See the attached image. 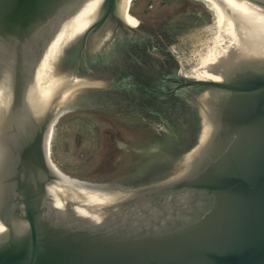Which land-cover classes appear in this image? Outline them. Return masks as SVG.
Wrapping results in <instances>:
<instances>
[{
    "label": "water",
    "instance_id": "95a60500",
    "mask_svg": "<svg viewBox=\"0 0 264 264\" xmlns=\"http://www.w3.org/2000/svg\"><path fill=\"white\" fill-rule=\"evenodd\" d=\"M251 1L264 9V0ZM100 2L0 0V73L18 59L16 103L34 82L36 60L70 31L80 11H96ZM123 26L136 25L125 18ZM30 57L34 63L25 61ZM27 65L25 80L21 67ZM205 69L215 78L191 79L172 91L216 90L213 110L233 116L212 120L203 151H191L183 170L162 182L121 195L105 184L69 179L51 165L45 139L41 182L23 181L22 192L0 198V210L6 200L14 202L18 218L9 227L0 214L6 240L0 264H264V48L232 47ZM90 190L98 195L90 197Z\"/></svg>",
    "mask_w": 264,
    "mask_h": 264
},
{
    "label": "flooded vegetation",
    "instance_id": "af4514ba",
    "mask_svg": "<svg viewBox=\"0 0 264 264\" xmlns=\"http://www.w3.org/2000/svg\"><path fill=\"white\" fill-rule=\"evenodd\" d=\"M123 11L124 8L122 10L120 0L100 2L96 11H88L87 25L85 23L79 29L72 27L71 32L64 36L67 37L65 40L62 41L64 38L62 36L52 45L49 55L48 51H42L44 56L36 58L38 64L43 62L45 65L42 68L45 78L56 81L54 85L52 84L54 88L50 90L49 96L41 104V107L44 104L45 106L40 112L33 113L30 110L26 101L27 88H23L21 92L22 99L24 98L23 102L16 103L15 68L16 64H20L18 59L14 58L13 67H3V71L0 73V198L3 196L7 199L16 196L17 190L22 192L24 186L21 185V182L23 181L33 183L35 187L37 183L41 182L44 173L42 158L46 134L49 129L52 134V126L59 117L75 110L96 108L99 97L107 99L109 102L115 101L120 108H123V99L125 103L133 99L136 101L138 87H146L143 81L154 77L153 73L151 77L137 73L139 66L141 70L145 71V68L150 65V62L147 65L142 61H156L165 66V59L168 58L171 63L173 61L174 67L178 65L175 56L168 48L165 47L162 50L168 57H163L160 52L155 51L153 35L144 31L139 24H136L133 30L123 26L125 18L128 20L125 11L124 14ZM128 21L133 24V21ZM236 35L226 36L219 27V34L211 41L207 55L204 58H198L193 68L183 67L184 72L182 70L177 73L173 71L174 76L171 74L155 75V78H160L166 84L168 83L166 85L167 96L172 99L173 103L184 109L181 119L179 116H175L174 120V125L176 120L184 121L182 125L185 128L184 136L176 139L173 146L168 148L170 153L163 152L161 158L154 157L152 159V157L150 161L146 162V167L142 170L144 174L141 177L135 175L130 183L116 181L100 184L111 186L122 195L124 190H136L142 186L162 182L166 178L180 173L191 151L194 149H198V153L203 151L205 146L203 143L206 140L205 135L210 122L212 120L220 122V119L222 121L224 117L226 119L233 114L229 112L226 114V111L218 113L213 110L215 101L220 100V93L216 90L201 85L181 86L172 90L182 82L191 79L213 78L214 73L212 75L205 69L206 64L214 62L226 50L232 47L236 48L233 45L234 41L230 42L233 37H238ZM231 59H236V57ZM9 61H5V63ZM25 61L34 63L35 58H25ZM171 63H169L170 66ZM220 68L218 66L213 71L218 73ZM224 68H228V65ZM21 69H23L21 77L26 80L29 69L32 67L27 65L26 68L21 67ZM226 77L231 78V75L228 74ZM168 81H173L174 86L170 87ZM25 83L26 81L23 82L24 85ZM146 91L152 93L151 95L154 94L153 89L147 88ZM232 102H235V98ZM58 113H60L59 116L50 126L51 121ZM163 123L168 125L165 119H163ZM150 126L158 134L161 133V130H157L153 125ZM113 141L117 146H123L122 142L119 145L116 139ZM47 154L49 156L48 151ZM1 204L3 207H1L0 214L3 215L2 219L10 227L11 220L17 218V212L14 209L15 203L6 200ZM4 205H9V211ZM7 212L8 216L5 215ZM9 227H5L7 233L10 231ZM3 243L6 244V240L0 238V245Z\"/></svg>",
    "mask_w": 264,
    "mask_h": 264
},
{
    "label": "rangeland",
    "instance_id": "374dc122",
    "mask_svg": "<svg viewBox=\"0 0 264 264\" xmlns=\"http://www.w3.org/2000/svg\"><path fill=\"white\" fill-rule=\"evenodd\" d=\"M128 14L134 25L139 24L153 35L155 51L168 57L162 51L168 48L178 65L174 67L168 58L165 66L156 61H142L150 65L145 71L139 66L137 73L145 77L153 73L154 77L143 81L146 87H138L136 101L125 103L123 99L120 108L115 101L99 97L96 108L65 113L55 121L49 157L69 178L95 184L130 183L135 175L144 174L142 166L146 162L152 157L161 158L163 152L170 153L168 148L184 136V121L176 120L174 125L175 116L181 119L184 109L167 96L168 83L155 75L174 76L173 71L193 68L198 58L207 55L211 41L219 34L220 17L206 0H131ZM225 34L230 36L228 32ZM168 82L170 87L175 84ZM147 88L153 89L154 96ZM150 125L163 135L157 137ZM113 139L123 146H117Z\"/></svg>",
    "mask_w": 264,
    "mask_h": 264
},
{
    "label": "bare ground",
    "instance_id": "6f19581e",
    "mask_svg": "<svg viewBox=\"0 0 264 264\" xmlns=\"http://www.w3.org/2000/svg\"><path fill=\"white\" fill-rule=\"evenodd\" d=\"M206 1L210 2V4H212L213 7L216 9L220 17L219 26L221 27L222 31L226 33L228 32L231 35L237 34L236 36L238 37H233L230 40V42L234 41L233 45L236 48L238 49L245 48L248 49V51L264 48V9L259 8L251 0H206ZM130 2L131 0H124L123 8L128 20L133 21L127 12ZM90 10L91 8L89 7L83 12L80 11V13H78L74 17L76 22L72 26L74 27L73 29H79L83 24L88 22L89 14L87 13ZM68 32H71V30L67 31V33ZM64 33H65L64 31H61L59 37ZM67 33L65 35H67ZM60 38H62V36ZM59 39L56 40L55 42L59 41ZM54 43L50 45L49 51ZM49 51H48V55H49ZM242 51H246V50H242ZM40 65H41L40 68L36 72L34 82L31 83V85H29V88L27 87L26 90L27 103L28 106L30 107V110L39 109L41 107V104L44 103L43 102L44 99L49 96L50 90L54 88L53 85L56 82L55 80L50 81L45 78V72L44 69H42L43 66L45 65L43 62ZM213 78H215L214 75ZM50 136H51V130L49 129L46 134V154L50 146ZM48 159L51 165L56 170H58L52 164L49 156ZM69 179H74V178H69ZM88 192L90 193L89 195L90 197L95 196L96 194V192L92 190Z\"/></svg>",
    "mask_w": 264,
    "mask_h": 264
},
{
    "label": "trees",
    "instance_id": "16d2710c",
    "mask_svg": "<svg viewBox=\"0 0 264 264\" xmlns=\"http://www.w3.org/2000/svg\"><path fill=\"white\" fill-rule=\"evenodd\" d=\"M155 133H156L157 137H160L161 136V134H158L157 132H155ZM144 165L142 166L143 167L142 170L146 167V165L145 166Z\"/></svg>",
    "mask_w": 264,
    "mask_h": 264
}]
</instances>
